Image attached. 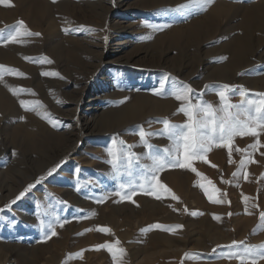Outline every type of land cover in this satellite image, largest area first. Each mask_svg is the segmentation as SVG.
<instances>
[{
	"label": "rangeland",
	"instance_id": "rangeland-1",
	"mask_svg": "<svg viewBox=\"0 0 264 264\" xmlns=\"http://www.w3.org/2000/svg\"><path fill=\"white\" fill-rule=\"evenodd\" d=\"M125 1L113 5L111 0H12L14 7L0 5V65L25 74L6 73L0 80V89L30 90L20 92L31 95L22 100L39 101L44 106L37 107L44 110L38 115L37 108L27 112L20 103H12L13 107L17 104L16 113L12 106L0 104V264H117L107 249L96 250L97 245L105 243L113 244L114 250H126L120 264H241L230 253L242 252L244 244L233 246V241L264 244V130L257 129L258 136H236L231 156L228 148L213 146L206 160L194 159L192 167L199 176L191 168L162 170L158 179L171 191L161 189L159 199L150 194L148 185L143 190L138 186L143 183L142 174L153 163L139 131L154 133L147 142L153 146V154H163L165 148L172 149V141L159 134L164 128L162 121L187 123V117L178 112L182 101L170 94L175 87L191 86L193 103L202 99L214 107L220 106L216 90L223 84L237 86L235 92L228 94L233 104L241 103L239 86L249 90L250 98L252 93H264V0H214L207 10L190 4V0H165L168 5L160 6L155 5V0L147 4L141 0ZM217 3L221 8L217 9L214 22H207V13L214 11ZM101 5L116 15L109 20L113 23L118 19L122 27H111ZM127 5L130 8L126 9ZM139 10L145 14L137 13ZM20 20L31 32L41 35L21 36L20 42H9L8 37ZM195 21L199 23L193 30L185 26ZM169 25L186 33L164 46L161 34ZM109 34L117 39L128 36L130 43L123 49L115 44L104 51L103 56L106 51L116 50L111 59L119 62L106 70V75L113 76L115 87L107 98L94 99L95 109L86 113L79 104L81 93L98 63L101 43ZM71 37L95 39L85 40L86 45L76 48L66 43ZM168 45L172 50L166 56ZM14 54L23 57L27 70L12 62ZM43 60L45 64L40 62ZM44 72L59 75L45 76ZM188 74L192 76L187 80ZM17 78L24 82H16ZM165 78L163 94L156 95L155 83L160 90ZM204 81L211 87L197 88ZM101 82L97 77L92 87L102 89ZM136 83L153 86L154 97L171 99L174 104L167 112L147 114L146 110L142 117L136 114L126 118L128 124L119 127L115 120L131 98L121 94L126 89L133 90ZM99 103L105 105L108 114L93 123L91 115L102 107ZM77 108L86 113L81 128L75 121ZM47 113L53 117L51 122L42 119ZM171 114L176 116L168 119ZM181 115L185 122H180ZM24 123L33 137L19 128ZM79 134L83 137L51 176L46 174L39 183H30L35 187L15 204L11 201L20 192L7 201L18 190L20 179L29 180L43 170L57 153L70 148ZM114 140L121 148L132 145L131 151L140 157L131 176L124 167L117 175L108 162V149ZM257 140V147L249 148ZM237 172L239 175H234ZM130 182L136 185L135 194L131 199H122L130 189L121 191L119 186ZM205 188L224 202L213 203ZM173 195L178 199H173ZM157 224L169 230L153 227ZM177 225L182 227L176 228ZM100 228L111 231L102 232ZM53 229L57 235L45 240ZM82 250V257H77L75 254ZM186 253L194 254V258L186 257ZM246 264H251V260ZM256 264H264V259Z\"/></svg>",
	"mask_w": 264,
	"mask_h": 264
},
{
	"label": "snow or ice",
	"instance_id": "snow-or-ice-1",
	"mask_svg": "<svg viewBox=\"0 0 264 264\" xmlns=\"http://www.w3.org/2000/svg\"><path fill=\"white\" fill-rule=\"evenodd\" d=\"M214 3V0H190V4L198 6L201 10H207V8ZM0 5L7 7H14L12 0H0ZM188 5H182L181 7H187ZM16 29L9 35V42H20L18 37L21 36H40V33L31 32L25 25L23 20L17 22ZM167 26V25H166ZM28 59V58H26ZM226 59V57L224 58ZM47 60V58H45ZM51 63L50 60H47ZM15 74L19 76H24L25 74L20 72L18 69L8 68L4 65H0V80H3L5 74ZM43 75H59L58 73L44 72ZM63 78V77H61ZM167 83V78L161 81L160 90L156 91V95H162ZM211 86L205 85V88H210ZM237 86L223 84L218 87L216 94L219 96L220 106L214 107L211 103L199 100L197 103L192 102L193 89L189 85H184L182 87L177 86L170 93L176 100L182 101V106L178 109V112L183 113L187 117V123L185 124H173L169 120L165 119L162 121L164 128L162 129L160 135H166L168 139L172 141V149L165 148L163 154H153V146L148 144L147 137L154 135V133L146 132L143 129L139 131V136L141 141L149 149V156L153 163L150 167H147V171L141 176L143 183L139 184L140 189H145V185L151 189V193L156 196L157 199L160 198V190L164 189L170 192V189L160 183L158 179V174L166 168L182 167L191 168L193 172L199 176L201 175L197 170L192 167V161L194 159L206 160V154L212 149L213 146L225 147L229 149V156H231L232 142L236 136L252 135L258 136L259 132L257 129L264 130V93H252L249 97V90L245 89L243 86H239V95L242 100L240 104L231 103L229 93L236 91ZM10 91L14 95H18L23 91H30L27 89H17L11 88ZM202 96V94H201ZM258 97V98H256ZM20 104L25 110H35L37 107H44L39 101H26L20 100ZM40 114L39 112L37 113ZM42 118L52 121V116L50 113L45 114ZM55 127L56 124H53ZM121 145L124 144L123 141L119 142ZM259 144V140L255 144L249 145V148L255 149ZM132 145H126L121 148L118 147L117 141H113L112 146L108 149V153L111 159L108 161L112 164L117 175L120 174L121 167H124L129 176L132 175L133 166L140 160V157L131 151ZM239 151V149H237ZM181 156H183V161H181ZM245 166V161L241 162V168ZM59 167V165H57ZM56 171V168H52L47 173L51 176ZM79 169H77V172ZM234 175H239V172ZM246 178V177H245ZM44 177H40L36 183L43 180ZM155 181L153 186L152 182ZM209 183H211L209 181ZM35 187V184H29L24 191L11 201V204H15L17 200L21 199L31 188ZM120 189L123 191L125 188L130 189V192L122 196V199H131V196L135 194L136 185L129 183L127 185L120 184ZM201 187H204L201 185ZM79 190V189H78ZM205 193L208 195L209 199L213 203H223L224 201L215 198L208 189L205 188ZM213 191L218 192V189H213ZM116 195H121L117 192ZM173 199H178L173 195ZM248 198L245 197V200ZM102 202V201H101ZM135 203V201H133ZM10 207V205H8ZM220 219L219 216L215 217ZM261 221L264 224V212L261 213ZM63 227V224L60 225ZM153 227L162 228L163 230H169L165 226L155 225ZM176 228L182 227L180 225L175 226ZM91 229H86L90 231ZM102 232H110L108 228H100ZM146 231V230H143ZM255 231V230H254ZM57 235L55 229L52 230L51 235H46L45 240L50 239L51 236ZM119 244V241H116ZM244 244L242 252H232L231 256L241 260V264H246L247 260H251V264H256L259 259H264V244L260 245H247L244 242L233 241V246H239ZM101 248L107 249L113 255V259L120 264V258L126 255V250L119 248L114 250V245L110 243H105L96 246V250ZM83 250L80 253H76L77 257H82ZM188 258H194V254H185Z\"/></svg>",
	"mask_w": 264,
	"mask_h": 264
},
{
	"label": "bare ground",
	"instance_id": "bare-ground-1",
	"mask_svg": "<svg viewBox=\"0 0 264 264\" xmlns=\"http://www.w3.org/2000/svg\"><path fill=\"white\" fill-rule=\"evenodd\" d=\"M142 1V3H148L149 1H151V0H141ZM153 1V0H152ZM162 1V0H161ZM160 0H155V5L156 4H158V3H160L159 4V6L161 5V4H167V1H163V2H161ZM174 1V0H173ZM98 2H100V1H98ZM124 2H126L125 0H111V3L114 5V4H116V3H123L124 4ZM172 2V1H171ZM171 2H169V3H171ZM221 3V2H220ZM220 3H217V8H215V10L214 11H209L208 13H207V16H206V21L207 22H209V21H211V23H213L214 21V19H215V16H216V11H217V9H220L221 7H220ZM127 4V3H126ZM223 4V3H222ZM168 5V4H167ZM144 6H146V5H144ZM98 7V6H97ZM216 7V6H215ZM248 7H250L249 5H248ZM261 7V6H260ZM101 8L104 10V11H106V14H107V16H106V19L107 20H109L110 19V17L112 18V20H113V17L115 18V16L116 15H114V13L112 12V11H110L109 9V11L108 10H106V6H103V5H101ZM127 8H130L129 7V5H127L126 6V9ZM143 8H145V7H143ZM146 8H148V7H146ZM256 8V7H255ZM150 9V8H149ZM152 9V8H151ZM146 10H148V9H146ZM248 10H250V9H248ZM246 11V10H245ZM137 13H144V11H142V10H139ZM247 13V12H246ZM248 13H250V11L248 12ZM255 13V12H254ZM145 14V13H144ZM251 14V13H250ZM246 15V14H245ZM251 16V15H250ZM249 16V17H250ZM245 18H247L248 19V17H245ZM102 19V18H101ZM118 20V19H117ZM117 20L116 21H114L113 23L111 22V20H109L110 21V23H111V27H114V28H117V27H122L121 26V23L120 22H117ZM243 20H244V18H243ZM103 21V20H102ZM105 21V20H104ZM199 21V20H198ZM198 21H195V22H191L190 24H185V26H187V27H189V26H191L192 28H190V29H192L193 30V28H194V26H196V24H198L199 22ZM190 22V21H189ZM218 22V21H217ZM245 22V21H244ZM201 24V23H200ZM109 26H110V24H109ZM124 26V25H123ZM111 27H109V28H111ZM123 29V28H122ZM180 29V28H179ZM178 29V27L176 28V27H174L173 25L172 26H170L169 25V27H167V30L166 31H164V32H162V34H161V36H162V40H163V44H164V46H166L167 45V42H171L172 44H173V42H175V39L177 38V37H179V36H181V35H184L186 32H184L183 30H179ZM111 30H112V28H111ZM113 31V30H112ZM111 31V32H112ZM186 31V30H185ZM74 36H76V35H74ZM101 36V35H100ZM118 36V35H117ZM103 37V36H102ZM128 36H121L120 38H115V36H111L110 37V34H109V36H107L106 35V37H104L105 39H103V41H102V43H101V46L100 47H102V53H100V55H99V58H98V63L97 64H95L96 66H95V70H94V72H92V73H90L89 75H88V81L86 82L87 84L85 85V87H84V90H83V93H81L82 94V97H81V100L79 101L80 103V105L82 106V107H84L85 108V110H84V112H88L91 108H92V110H93V108H94V99H96V98H100V99H104L107 95H109V94H107V93H109L111 90H112V88L113 87H115V86H113L112 87V83H114V81L112 80L113 79V76L112 75H106L107 73V71L106 70H109V67L110 66H112V65H115V63H118L119 61L118 60H112L111 59V56L116 52V50H109V51H106V53L104 54V56H103V53H104V51L106 50V49H109V48H111L112 49V46L113 45H115V44H118V46H117V48H124L127 44H129L130 43V41L128 40V39H126ZM68 38V37H67ZM66 38V39H67ZM141 38V37H140ZM182 38V37H181ZM89 39H91V40H93V39H95V37H92V38H88V37H85V38H83V39H81V38H79V37H71V38H69L68 39V41L66 42L68 45H74V46H76V48L77 47H83V45H86L84 42H87V41H85V40H89ZM158 40V39H157ZM97 41H95L94 43H96ZM39 43V42H38ZM158 43V42H157ZM36 44V43H35ZM43 44V43H42ZM65 44V43H64ZM99 44V43H98ZM169 45H170V43H169ZM168 45V48H166V50L164 51V52H166L165 53V55L166 56H169V54L171 53V50H172V47L171 46H169ZM26 46V45H25ZM242 46V45H241ZM38 47V46H37ZM51 47V46H50ZM88 47V46H87ZM44 48V47H43ZM63 48V47H62ZM14 49H16V48H14ZM20 49V48H19ZM85 49V48H84ZM38 50V49H37ZM49 50V49H48ZM59 51L61 50V49H58ZM69 50V49H68ZM72 50V49H71ZM240 50V49H239ZM67 51V50H66ZM76 51V50H75ZM81 51V50H80ZM17 52V51H16ZM15 52V53H16ZM20 52V51H19ZM70 52V51H69ZM74 52V51H73ZM110 52V53H109ZM140 52V50H137V53L138 54H141V53H139ZM61 53H62V51H61ZM77 53V52H76ZM79 53V52H78ZM17 54V53H16ZM63 54V53H62ZM17 55H19V54H17ZM17 55H13L12 56V58H11V60H12V62H14L16 65H18L19 67H20V69H26V65L22 62V60H23V57H21L20 58V56L18 57ZM22 56V55H21ZM69 56V55H68ZM70 58V57H69ZM133 58V57H132ZM22 59V60H21ZM41 59V58H40ZM43 59H45V58H43ZM77 59V58H76ZM235 59V58H234ZM10 60V61H11ZM27 60V59H26ZM115 61V62H114ZM40 62H43V64H45V61L43 60V61H40ZM25 63H27V62H25ZM30 63V62H29ZM37 63V62H36ZM39 63V62H38ZM54 63V62H53ZM28 64V63H27ZM33 64V63H32ZM37 68V67H36ZM39 69V68H38ZM27 70V69H26ZM222 70V69H221ZM85 72V71H84ZM32 73V72H31ZM85 75V74H84ZM192 76V74H188L187 76H185V79H187V78H190ZM99 78V80H102V89H99V90H97V88H96V90L92 87V85H93V82H94V80L96 79V78ZM83 78V77H82ZM112 78V79H111ZM41 79V78H40ZM133 79V78H132ZM211 79V78H210ZM188 80V79H187ZM190 80V79H189ZM192 80V79H191ZM206 80H208L207 78H206ZM17 81H21V82H24V80L23 79H21V78H17L16 79V82ZM39 81V80H38ZM78 81H79V79H78ZM127 81V80H126ZM20 82V83H21ZM27 82V81H26ZM132 82V81H131ZM130 82V83H131ZM39 83V82H38ZM127 83V82H126ZM130 83H128L129 85H130ZM204 83H205V81L204 82H202V84L201 85H199L197 88H201L202 86L204 87L205 85H204ZM22 84V83H21ZM26 84V83H25ZM28 84V83H27ZM38 85V84H37ZM40 85V84H39ZM114 85V84H113ZM119 85V84H118ZM2 86V85H1ZM4 86V85H3ZM15 86V85H14ZM157 84L155 83V93H156V91H158L159 89L157 88ZM16 87V86H15ZM117 87V86H116ZM125 87V86H124ZM127 88V87H126ZM132 88H133V90H125V91H123L122 92V94L121 95H123L124 97H131L130 98V100H128V102H126L127 104L125 105V110L124 111H122L121 113L122 114H120L117 118H116V120H115V122H118L119 123V127H123L126 123L128 124V121H127V119L126 118H129V117H131V116H136V114H140V116L142 117V116H144V114L146 113V110H147V114H150V113H152V112H157V111H159V110H162V111H164V112H167L168 111V109H170L171 107H172V105L174 104V102L171 100V99H165V100H160L156 95H155V97L153 96V91H154V87L153 86H149V85H146L145 83L144 84H142V83H136L135 85L133 84L132 85ZM146 88H148V89H146ZM114 89V88H113ZM90 92H93V94H91ZM41 93V92H40ZM195 93V92H194ZM33 94V93H32ZM89 94H90V98H89ZM81 96V95H80ZM31 98V95L29 94V93H25L24 92V94H22V93H19L18 95H14L13 94V92L12 91H10V88H5V90H2V89H0V104L1 105H7V106H9V107H11L12 106V103L13 104H15V103H20V100H22L23 98ZM107 98V97H106ZM36 99V98H35ZM78 103V102H77ZM78 105V104H77ZM103 104L102 103H99V106H102ZM19 106V105H18ZM46 106V105H45ZM54 106V105H53ZM6 107V106H5ZM13 107V106H12ZM11 107V108H12ZM17 104L13 107V112L14 113H16V111H17ZM77 107V106H76ZM54 108V107H53ZM1 109H3V108H1ZM20 109V108H19ZM18 109V111H20ZM48 109V108H47ZM46 109V110H47ZM61 109V108H60ZM95 109V108H94ZM164 109V110H163ZM22 110H24V111H27V112H31L30 110L28 111V110H25V109H22ZM41 110H43V109H41V108H37V112H39V113H41ZM77 110V112H76V119H75V121H76V123L80 126V128L81 127H83L82 126V124L83 123H81L82 122V120H83V117L84 116H86V113H84L83 112V110H79V108H77L76 109ZM9 111V110H8ZM44 111V110H43ZM11 113V112H10ZM21 114H22V111L20 112ZM23 113H25V112H23ZM108 114V110L105 108V105L104 106H102L101 108H99V107H97L96 108V111H94V113L91 115V118H92V122L93 123H96V122H98L99 120H102L106 115ZM25 115V114H24ZM23 115V116H24ZM27 115V114H26ZM45 115V114H44ZM43 115V116H44ZM146 115V114H145ZM22 116V115H21ZM32 116V115H31ZM37 116V115H36ZM134 116V117H135ZM176 116V114H171V115H168L167 116V118L168 119H172V118H174ZM25 117V116H24ZM33 117V116H32ZM35 117V116H34ZM41 117V116H40ZM139 117V116H138ZM180 117V119L179 120H181L180 122H185V117L184 116H179ZM178 117V118H179ZM19 118V117H18ZM22 118V117H21ZM53 118V117H52ZM75 118V117H74ZM43 119V118H42ZM60 120V119H59ZM91 120V119H90ZM21 122V121H20ZM32 122V121H31ZM35 122H37V121H35ZM39 122V121H38ZM87 123V122H86ZM59 124H65V121H60L59 122ZM176 124H182V123H176ZM185 124V123H184ZM23 125V124H22ZM23 126H25V127H23ZM23 126H21V127H19L20 129H23L24 130V133H25V135H27V136H29V137H33V135L31 134V133H29V131L28 130H25L26 129V125H25V123H24V125ZM17 127V126H16ZM43 127V126H42ZM93 127V126H92ZM19 128H16L17 130L19 129ZM33 128V127H32ZM79 128V129H80ZM14 130H16L15 129V127L13 128ZM33 130V129H32ZM44 130H46V129H44ZM82 130V129H81ZM80 130H78V132H79ZM23 132V131H22ZM81 132V131H80ZM60 133V132H59ZM65 133V132H64ZM83 133V132H82ZM61 134V133H60ZM35 137V136H34ZM83 136H82V134H79L78 136H77V138L74 140V141H72L73 142V144L71 145V147L70 148H65V149H62V151L61 152H59V153H57L56 155H55V159H53L52 161H50V162H48V163H46L45 165H44V167H43V170H40V171H38L31 179H29V180H26V179H20L19 180V187H18V190H15V191H13L12 193H11V195L10 196H8V200L7 201H9L10 199H14L15 197H16V194L18 193V192H22L30 183H35V182H37V180L40 178V177H42V176H44V175H46L48 172H49V170L50 169H52V168H55L57 165H59V163H60V161H61V159L63 158V157H65L66 155H68L72 150H74L75 149V145H76V143H77V141L80 139V138H82ZM74 139V138H73ZM264 165V164H263ZM261 167V166H260ZM2 189H3V187H1L0 186V192L2 191ZM3 202H5V201H3ZM3 202H2V204H3ZM23 213V212H22ZM21 213V214H22ZM20 216V215H19Z\"/></svg>",
	"mask_w": 264,
	"mask_h": 264
}]
</instances>
